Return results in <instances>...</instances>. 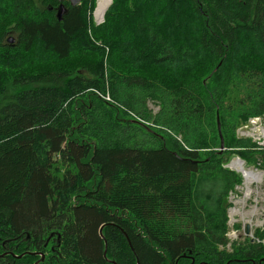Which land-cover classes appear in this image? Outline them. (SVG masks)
I'll return each mask as SVG.
<instances>
[{
    "label": "trees",
    "instance_id": "1",
    "mask_svg": "<svg viewBox=\"0 0 264 264\" xmlns=\"http://www.w3.org/2000/svg\"><path fill=\"white\" fill-rule=\"evenodd\" d=\"M93 5L0 0V264H264L224 248L223 168L264 162L235 137L264 116V0H113L90 38Z\"/></svg>",
    "mask_w": 264,
    "mask_h": 264
},
{
    "label": "built area",
    "instance_id": "2",
    "mask_svg": "<svg viewBox=\"0 0 264 264\" xmlns=\"http://www.w3.org/2000/svg\"><path fill=\"white\" fill-rule=\"evenodd\" d=\"M100 1L105 3V8L101 15L97 14ZM107 7V0H99L97 2V7L93 14L96 24L102 23ZM96 93L104 100L110 101L108 91L106 92L107 94L105 93L106 95H101L97 91ZM236 133L238 139L250 140L254 142L260 150L264 151V122L261 117H252L248 119L245 123L237 127ZM234 161H237V164H241L242 170L248 169L247 171L250 175L247 178L245 177V173L235 170L234 165H232ZM224 167L239 174L242 178V183L237 186V231L233 228L234 223L229 219L228 226L233 232L227 234L230 240L226 246L227 249H229L230 243L234 240H237V244L247 240L250 243L264 246V239L255 238L253 230H250L251 226L255 227L254 232L264 229V172L255 168L246 167L245 161L241 160L238 156L232 158L230 163ZM255 191L259 193V196L252 198ZM246 192H248V195H246ZM254 215L257 216L255 220L251 218Z\"/></svg>",
    "mask_w": 264,
    "mask_h": 264
},
{
    "label": "rangeland",
    "instance_id": "3",
    "mask_svg": "<svg viewBox=\"0 0 264 264\" xmlns=\"http://www.w3.org/2000/svg\"><path fill=\"white\" fill-rule=\"evenodd\" d=\"M99 0H94V5H93V7L90 9V10H88L87 11V33H88V35H89V37L90 38H92V27H97V26H100L101 24H103L104 23V19H105V13H106V11H107V9L110 7V5L113 3V0H107L108 1V7L106 8V10H105V13H104V16H103V21H102V23H100V24H96V22L94 21V16H93V14L95 13V10H96V7H97V2H98ZM8 39H10V38H8ZM13 39V42L12 43H10V42H8L9 44H13L14 43V38H12ZM96 43V42H95ZM100 42H98L97 44H99ZM105 51L107 52L108 51V49L107 48H105ZM105 63V62H104ZM93 92L95 93V94H97L96 93V91H94L93 90ZM109 93V92H108ZM107 94V93H106ZM105 94V95H106ZM109 97H110V101H106V100H104L101 96L99 97V98H101L103 101H105V102H108V103H112L111 102V96L109 95ZM148 108L152 111V113L153 114H155L157 111H158V107L155 105V104H153V103H148ZM253 117V116H252ZM252 117H250V118H252ZM254 117H261L262 118V120L264 121V116H254ZM250 118H248V119H250ZM247 119V120H248ZM246 120V121H247ZM246 121H244V122H246ZM237 130V129H236ZM236 130H235V137L237 138V133H236ZM238 139V138H237ZM250 141V140H249ZM251 143H252V150H256V151H261V152H264V151H262V150H260L259 148H258V146L254 143V142H252V141H250ZM234 157H236V155H233V156H231L225 163H224V165H223V168H225L224 166L225 165H228L229 163H230V161H231V159L232 158H234ZM239 157V156H238ZM240 158V157H239ZM241 160H243V161H245V163H246V167H249V168H255V169H258L259 171H262V172H264V162L260 159V157H257L256 159H255V161H250V162H248V161H246L245 159H242V158H240ZM232 165H234V168L237 170V166H240V168L242 169V167H241V164L240 163H238L237 164V161H235ZM225 169H228V168H225ZM229 170V169H228ZM243 171V173H245V177L247 178L249 175H250V173L245 169V170H242ZM233 172V171H232ZM237 174V173H236ZM237 175H239V174H237ZM240 176V175H239ZM241 177V176H240ZM242 179V178H241ZM241 183H242V181H241ZM240 183V184H241ZM240 184H238V185H240ZM237 185V186H238ZM237 186L228 194V198H227V200H228V202L230 203L229 204V207L227 208L228 209V211H227V216H228V220H227V222H226V226H227V231H226V234H225V237L227 238V243H226V245L224 246V248H225V250L227 251V252H230L231 250H232V246L234 245V244H237V240H234V241H232L231 243H230V247H229V249H227V244L230 242V240L228 239V237H227V234H230L231 232H233V230H231L230 229V227L228 226V221H229V219L234 223V226H233V228L237 231V212L236 213H233L234 211H237ZM240 195V194H239ZM259 196V193L257 192V191H255L254 192V194H253V196H252V198H255V197H258ZM251 217V216H250ZM256 215H254L253 217H251L253 220H255L256 219ZM263 227H264V223H263ZM254 229H255V227L254 226H251L250 227V230L252 231L253 230V233H254V237L255 238H257V239H261V238H263L264 239V237H260L257 233H261V232H263L264 231V229L262 230V231H260V230H256L255 232H254ZM244 242V241H243ZM242 243V242H241ZM223 248V247H222Z\"/></svg>",
    "mask_w": 264,
    "mask_h": 264
},
{
    "label": "water",
    "instance_id": "4",
    "mask_svg": "<svg viewBox=\"0 0 264 264\" xmlns=\"http://www.w3.org/2000/svg\"><path fill=\"white\" fill-rule=\"evenodd\" d=\"M58 1H61V0H58ZM69 1L70 5L72 7L74 6H77L81 0H67ZM65 13V7L63 6V4H59V6L56 8V18L58 21H61L62 20V17ZM8 42L12 43L13 42V39L10 38L8 39ZM218 131H219V135H220V150L223 149V140H222V137H221V134H220V130H219V124H218ZM43 259V257H41V260ZM38 262H36L35 264H37Z\"/></svg>",
    "mask_w": 264,
    "mask_h": 264
},
{
    "label": "bare ground",
    "instance_id": "5",
    "mask_svg": "<svg viewBox=\"0 0 264 264\" xmlns=\"http://www.w3.org/2000/svg\"><path fill=\"white\" fill-rule=\"evenodd\" d=\"M104 8H105V3H103L102 1H100V3H99V8H98V10H97V14H102L103 13V11H104ZM235 162V161H234ZM233 162V163H234ZM236 170V169H235ZM237 170L238 171H242V169L240 168V166H237ZM246 170H248V169H246ZM242 173H243V171H242ZM246 195H248V192H246ZM237 211H234L233 213H236Z\"/></svg>",
    "mask_w": 264,
    "mask_h": 264
},
{
    "label": "flooded vegetation",
    "instance_id": "6",
    "mask_svg": "<svg viewBox=\"0 0 264 264\" xmlns=\"http://www.w3.org/2000/svg\"><path fill=\"white\" fill-rule=\"evenodd\" d=\"M67 1V0H66ZM69 2V1H68Z\"/></svg>",
    "mask_w": 264,
    "mask_h": 264
}]
</instances>
